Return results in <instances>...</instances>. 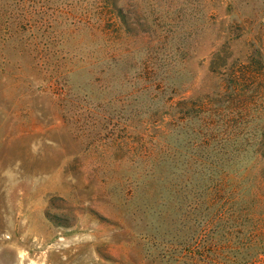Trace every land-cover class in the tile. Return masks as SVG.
<instances>
[{"label": "rangeland", "instance_id": "374dc122", "mask_svg": "<svg viewBox=\"0 0 264 264\" xmlns=\"http://www.w3.org/2000/svg\"><path fill=\"white\" fill-rule=\"evenodd\" d=\"M83 10L96 19L94 0H0V264H216L210 253L239 230L237 241L249 249L235 250L234 264H264L262 161L230 170L240 178L228 208L243 226L218 220L207 234L193 224L188 201L141 178L144 154L174 141L163 130L164 101L220 87L211 72L217 50L239 71L219 107L230 118L228 108H244L252 129L264 126V0H132L126 24L112 14L102 23L109 61L101 35L73 29ZM233 23L235 40L225 52ZM48 27L61 28V59L71 70L61 98L48 87L42 54L32 50ZM146 70L165 77L163 99L154 104L135 92ZM258 223V237L249 240Z\"/></svg>", "mask_w": 264, "mask_h": 264}, {"label": "trees", "instance_id": "16d2710c", "mask_svg": "<svg viewBox=\"0 0 264 264\" xmlns=\"http://www.w3.org/2000/svg\"><path fill=\"white\" fill-rule=\"evenodd\" d=\"M131 1L94 0L95 13L93 18L96 16V19L94 18L96 21L93 19L92 22L91 17L83 10L74 16L76 21H73V29L87 28L94 36L96 33L101 35L106 46L104 51H107L104 58L109 61L111 58L108 49L110 37L102 23L109 14H112L119 19L121 25L126 24L124 11L126 4H130ZM58 12L61 15V4L58 7ZM235 24L233 23L229 29V39L225 41L229 47L224 50L225 52L228 49L231 50V44L235 40L230 37V33H235ZM23 30V27H14L13 33L18 35V33H24ZM46 32H49L46 40L42 43L34 41L32 50L36 54H42L41 58L45 59V64H48L45 72L48 87H55L61 98V91L64 92L65 88L68 87V75L71 70H65L66 64L63 62V57L61 59V54L63 55L61 47L64 44L61 41V28L59 30L48 27L43 35H46ZM253 49L256 54L262 55L263 48L257 41L254 43ZM211 62V72L221 77L220 87H217L212 95L182 97L178 100L170 98L164 101L166 103L160 110L164 115H167L169 121L165 123L166 128L164 127L163 130L168 135L171 134L174 141L167 143L163 140L162 147L158 151L146 152L144 154V159H147H145L146 168L141 172V178L150 181L154 187L166 184L170 187L174 197H183V201H188V212L191 219L193 218V224H198L200 230L206 234L211 233L218 220L233 219L234 223L237 224L236 226L240 228L244 224L241 221L242 217L232 214L231 208H228L234 200L236 181L240 178L235 171L231 172L230 170L235 169L238 163H249L252 158L262 161L258 185L264 189V126L252 129L251 122L244 118L247 116V111L244 108L230 107L228 109L233 117L225 116V111L219 107L218 101L222 97V91L227 92V88L224 87L226 83L231 82L233 85L234 83L237 85L239 77L236 73L239 71L235 73L234 66L228 68V63L220 50H217L213 55ZM107 70L109 71V69ZM107 70L99 73L102 74L105 87L108 86ZM153 71L155 70L153 69ZM226 76H230L231 79L223 83L225 80L223 78ZM137 79L141 80L143 84L142 87L135 90L136 93L148 94L146 100L152 104L163 99L165 77L152 72V70H146L139 73ZM238 92V87L232 88L230 93L232 100L238 95ZM166 109L167 112H165ZM176 142L177 145H175ZM149 144L154 146L152 142ZM168 147H174L175 151L167 150ZM249 149H254L256 152H252V156H249L244 153ZM167 163L174 166L172 171L159 169L161 165ZM235 170H241V167ZM261 197L264 198V194H261ZM259 230V223L252 225L249 240L255 238V235L258 237ZM241 232L240 230L236 231L238 235L230 231L224 234L223 248L213 249L210 253L211 263L217 262L216 264H218L220 260L212 258V256H216L223 258L222 264H234L235 250L242 255L245 250L249 249L246 242L237 241V236L242 234ZM243 240L246 239L243 238Z\"/></svg>", "mask_w": 264, "mask_h": 264}]
</instances>
